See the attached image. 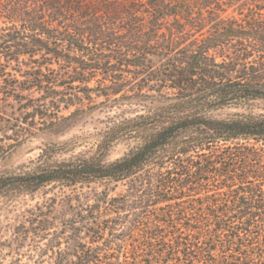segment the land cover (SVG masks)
I'll return each mask as SVG.
<instances>
[{
    "label": "trees",
    "instance_id": "16d2710c",
    "mask_svg": "<svg viewBox=\"0 0 264 264\" xmlns=\"http://www.w3.org/2000/svg\"><path fill=\"white\" fill-rule=\"evenodd\" d=\"M85 108L94 149L0 175L60 194L14 228L28 260L264 264V0H0V155Z\"/></svg>",
    "mask_w": 264,
    "mask_h": 264
},
{
    "label": "rangeland",
    "instance_id": "374dc122",
    "mask_svg": "<svg viewBox=\"0 0 264 264\" xmlns=\"http://www.w3.org/2000/svg\"><path fill=\"white\" fill-rule=\"evenodd\" d=\"M232 9L227 11L230 14ZM99 102L100 100H96ZM77 106L70 107L67 111L61 110V115L66 117ZM228 112L218 113L225 116ZM113 115L106 110L84 109L66 121L60 122L50 130L37 131L31 128V136L24 140L18 147H12L7 153L0 155V175L32 171L37 167H45L51 162L67 160L78 153L94 149L97 133L104 128L106 118ZM9 133V132H8ZM9 145L11 140L2 142ZM126 152L124 145H117L111 149L106 161L111 162L123 156ZM43 153L42 159L38 157ZM98 191L104 186H94ZM47 186L32 194H23L13 198L0 197V264H33L36 257L28 260V242L16 249L13 241V231L21 223H25L27 211L37 205H42L51 198H57L55 215L61 217L62 207L60 194L57 189ZM88 189H84L87 191ZM120 188L116 190L119 193ZM111 195H113L111 193ZM11 243V244H10Z\"/></svg>",
    "mask_w": 264,
    "mask_h": 264
}]
</instances>
